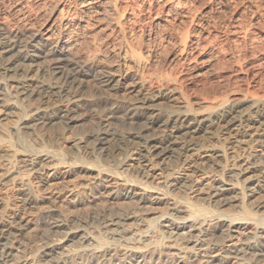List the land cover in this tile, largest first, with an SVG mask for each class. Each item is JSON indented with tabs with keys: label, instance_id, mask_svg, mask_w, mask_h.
<instances>
[{
	"label": "bare ground",
	"instance_id": "bare-ground-1",
	"mask_svg": "<svg viewBox=\"0 0 264 264\" xmlns=\"http://www.w3.org/2000/svg\"><path fill=\"white\" fill-rule=\"evenodd\" d=\"M166 46L169 70L159 60ZM226 71L245 72L262 90L204 84L188 93L196 79ZM263 72L264 0H0V186L12 189L0 193V264H140L151 254L153 264L264 259V162L255 160L257 148L264 154ZM100 96L119 105L93 115L88 138L28 144L26 134L67 123L79 100ZM112 118L135 127L127 142H141L124 170L99 162L111 155ZM170 156L178 166L159 167ZM76 172L87 174L63 185ZM95 201L122 203L104 213L106 238L68 228L76 208ZM226 205L237 212L221 211ZM36 209L52 232L63 231L39 259L15 251ZM252 224L245 241H233ZM187 228L183 248L166 243ZM75 238L81 247L67 249Z\"/></svg>",
	"mask_w": 264,
	"mask_h": 264
},
{
	"label": "rangeland",
	"instance_id": "rangeland-1",
	"mask_svg": "<svg viewBox=\"0 0 264 264\" xmlns=\"http://www.w3.org/2000/svg\"><path fill=\"white\" fill-rule=\"evenodd\" d=\"M242 1H246V0H242ZM166 47L162 48L161 50V51H164V53L163 52L161 53L160 51L159 55L161 57L159 56V60L161 62L160 64L164 66L165 69H168V68L170 69V65L172 66L173 64L170 63L169 57L172 53L171 51H173L172 49L173 47L171 46H168L167 48ZM262 77L264 78V72L262 74ZM204 84H206L207 86L212 85V87L214 86L213 88L219 87L217 88V90L222 91L224 93L225 92L230 93L232 90L234 92H237V91L245 92L248 89L252 92L262 90V86H259V85L254 86L253 77L246 76L245 72L235 73L231 71H226L225 73H221V74L219 73V74L212 75V76L209 75L208 77H205L202 79H196L194 83L192 84V86L187 87L188 88L187 91L191 96L196 95V93H198L200 89L203 88ZM115 101L116 99L114 100L112 98H108L104 96L102 97L100 96L99 98L92 97V98H86V99L79 100L77 103L78 106L76 105L75 107L76 110L73 112L74 114L72 113L70 117H68L67 123L62 122L63 120L57 119L55 122L47 126L41 127L31 134L30 133L26 134L25 138L29 145H33L38 148H59V147H63L64 145H67L71 140L86 139L89 137V134L94 129L97 128L95 124V116L93 115H97L96 113H98L99 111H101L102 109L106 107L111 110H116L117 105H119V103ZM72 115L73 117H71ZM110 121L112 122L111 128L114 131V134L111 137L109 150H108L111 155L109 157H106V156H102V158L99 157V162L109 164L113 167L118 165L120 170H124L126 166H123V164L128 160L126 156L130 153L136 154L138 148H140L141 146L140 145L141 142H135V141L134 142L130 141L131 143L127 142L128 138H131L134 132L136 131L135 127L123 122L121 118H112ZM82 145H84V143ZM98 150L100 151V149ZM68 152L69 154L73 152L71 154L73 155L75 154L74 153L75 149L69 148ZM256 153L259 155V157L255 158V160H258L259 162H264V154L262 155L263 151L261 153V147L257 148ZM89 158L90 159L88 160L94 161L93 157H89ZM166 165H169L170 167H173V166L177 167L178 162H177L176 157L174 156H170V158L168 157L165 161H163L159 165V167H163ZM120 166H123V168H121ZM84 174L86 175L87 173L86 172H76V174L74 173V175L69 177L68 181H66V183L63 185L72 186L78 181L80 176L82 177ZM36 175L38 176V174H35V176ZM154 180L156 181V183L162 184L164 177L157 176V178H155ZM11 190H12L11 187L8 185L0 186V193L2 194H9ZM45 193H47V191L42 192V195H45ZM177 194H179L180 196H184L183 192H179ZM262 199H264V197H262ZM200 201L202 200H199V202ZM48 204L52 205V207L56 208L58 211L59 205L57 203L48 202L45 205H48ZM101 204L102 203H100L99 201H95L91 204L81 205L77 207L76 212H75L76 213L75 219L69 221L68 228L73 229L75 227H82L86 229V231L92 234L93 236H98L100 238H106L105 233L103 234L104 232L103 221L106 220L105 219L106 216H104V213L109 212L108 210L110 211L117 210L122 205V203L115 202V201L113 202L108 201V203H105V204L103 203V205ZM162 210H164L163 207L156 211L161 212ZM220 210L223 212H237L238 208L235 206L226 205V206L220 207ZM158 212H155L154 214H151L150 216L155 217L158 215ZM259 213L264 214V208L259 210ZM54 217L56 218L57 215ZM28 218L30 219L31 222L34 223L33 225L34 228L32 229L31 232H27L26 234H21L17 236V239L15 241V246H16L15 251L16 253H20V251L24 249L25 251L29 253L32 251L36 254V256H38V259H39L40 255L42 254V250L45 244L50 241L52 242L53 240H56V242H58L57 239H60V237H62L61 235L63 234V231L56 232V233L52 232V229H50L49 221L41 217L37 209L33 210L30 216H28ZM253 226L254 225L252 224L250 228L246 230L247 232L245 233H244V230L237 231L234 234L233 241L234 242L237 241L238 244L240 242L245 241L246 238L253 233V232L250 233V229H252ZM188 229L189 228L182 229V230L179 229L181 232L177 230L179 231V233H183V234L182 235L174 234L173 237H171L170 240H168L166 243L173 244L179 248H183L187 244V242L183 238L186 237ZM157 234L158 232L154 233V236L151 237L152 240L155 239V235ZM233 241L226 240L225 242L228 245ZM214 243L216 244L220 242L218 239L213 238L212 245H214ZM66 247L67 249H78L81 247V244L78 238H75L71 241H68L66 243ZM65 251L66 250L64 249L58 250L59 253L60 252L64 253ZM216 253L219 254V251L211 252L210 256H213ZM204 259L206 260L207 258H204ZM260 260L261 262H258ZM156 261H158L157 256L155 254H151V255H148L145 261H141L140 264H145V263L153 264ZM136 263L137 262H134V264ZM256 263L264 264L263 257H258V256L256 257V255H254V257L252 258L251 257L250 258L249 257L232 258V261L229 264H256ZM181 264H191V263H181ZM195 264H201V263H195Z\"/></svg>",
	"mask_w": 264,
	"mask_h": 264
}]
</instances>
